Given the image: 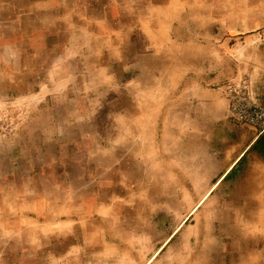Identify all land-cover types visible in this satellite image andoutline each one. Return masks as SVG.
<instances>
[{
    "label": "crops",
    "instance_id": "0c3cea01",
    "mask_svg": "<svg viewBox=\"0 0 264 264\" xmlns=\"http://www.w3.org/2000/svg\"><path fill=\"white\" fill-rule=\"evenodd\" d=\"M261 29L264 0H0V264H149L191 215L264 224V135L223 93L264 109Z\"/></svg>",
    "mask_w": 264,
    "mask_h": 264
},
{
    "label": "rangeland",
    "instance_id": "374dc122",
    "mask_svg": "<svg viewBox=\"0 0 264 264\" xmlns=\"http://www.w3.org/2000/svg\"><path fill=\"white\" fill-rule=\"evenodd\" d=\"M240 80L246 81L244 79L237 81ZM7 119L8 122L11 121V118ZM193 211L195 215H200L201 208H195ZM158 218L161 220V217ZM197 223L198 231L210 232L214 239L200 237L196 241L194 236H189L190 233H196ZM178 224L176 226L179 228L172 238L164 244V248L149 264H264V224L240 222L228 229L230 227L222 224L210 223L207 226L205 221H201V216L196 218L194 215H191L182 226L179 222ZM218 226L224 232L229 230V233H226L227 237L223 235L219 238ZM156 244L160 246L162 243ZM151 254L145 258L149 260Z\"/></svg>",
    "mask_w": 264,
    "mask_h": 264
},
{
    "label": "built area",
    "instance_id": "2783aa9c",
    "mask_svg": "<svg viewBox=\"0 0 264 264\" xmlns=\"http://www.w3.org/2000/svg\"><path fill=\"white\" fill-rule=\"evenodd\" d=\"M256 42L264 49V29L258 32ZM223 93L233 119L255 127L258 135L264 134V109L253 100L250 85L242 80L231 82L224 87Z\"/></svg>",
    "mask_w": 264,
    "mask_h": 264
},
{
    "label": "snow or ice",
    "instance_id": "6c2138e0",
    "mask_svg": "<svg viewBox=\"0 0 264 264\" xmlns=\"http://www.w3.org/2000/svg\"><path fill=\"white\" fill-rule=\"evenodd\" d=\"M63 243H64V248L63 249H60L61 251L64 250V249H66L69 244L74 243V241L70 239V240H68L66 242H63Z\"/></svg>",
    "mask_w": 264,
    "mask_h": 264
},
{
    "label": "water",
    "instance_id": "95a60500",
    "mask_svg": "<svg viewBox=\"0 0 264 264\" xmlns=\"http://www.w3.org/2000/svg\"><path fill=\"white\" fill-rule=\"evenodd\" d=\"M254 45L255 46H258L259 45V43L258 42H254ZM263 51H264V49H263ZM232 117V116H231ZM238 123V122H237ZM243 124V123H242ZM243 125H248V124H243ZM249 127H251L252 129H253V131H255L256 133H257V130H256V128L255 127H253V126H251V125H248Z\"/></svg>",
    "mask_w": 264,
    "mask_h": 264
}]
</instances>
